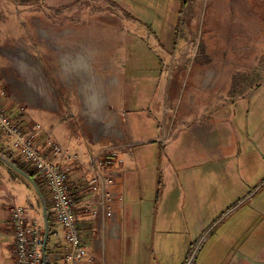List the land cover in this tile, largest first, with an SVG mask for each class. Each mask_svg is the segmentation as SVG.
I'll use <instances>...</instances> for the list:
<instances>
[{
    "label": "crops",
    "instance_id": "obj_1",
    "mask_svg": "<svg viewBox=\"0 0 264 264\" xmlns=\"http://www.w3.org/2000/svg\"><path fill=\"white\" fill-rule=\"evenodd\" d=\"M80 9L64 14L80 20L86 12ZM225 11L221 8L217 12L222 17ZM104 20L109 22L92 25L83 19L80 23L67 24L61 30L43 28L38 40L45 47L44 54L34 41L33 50L30 46L28 53L23 52V59L19 61L18 58L19 71L9 59L0 61V76L2 69H7L28 83V89L33 86L37 90V96L32 98L45 107L31 103L24 94L23 111L7 98L1 99V103L9 105L10 112L16 117L19 114L23 124H42L37 142L44 149H47L48 134L67 149L80 148L81 152H76L84 161L91 159L103 146L129 144L118 150V159L112 167L116 171V180L108 189L116 191L118 197L111 219L105 208L94 214L98 205L94 203L95 192L89 183L92 172L75 161H68L71 167L69 183L77 199L78 226L87 244L88 257L93 256L103 264H264V196L256 197L258 192L253 185L234 201L223 202V193L233 186L225 185L224 188L223 180L232 174L233 160L241 155L240 136L235 129L232 134L228 130L235 114L230 117L224 114V108L229 107L228 99L239 66L228 78L222 65L217 64L206 67L201 63L191 72L182 69L183 78L189 73V89L170 87L166 95L160 94L166 96L167 104L157 105L155 112L162 113L166 122L157 118L158 131L161 132L157 138L169 137L178 123L186 126L187 144L196 150L193 153L197 166L183 180L179 178L174 182L179 186L176 188L178 194L174 192L172 195L171 189L161 195L157 192L154 175L150 177L148 170L140 171L138 166L150 158V152L136 150L142 139L135 137L131 127L120 74L112 70L117 61L102 56L94 45H111L113 41L116 20L113 16ZM237 21L233 19L231 23ZM261 22L255 20L247 27L255 31ZM79 33L86 40H81ZM249 41L255 49V36ZM182 54L184 59L187 50L184 49ZM246 59L237 56L236 64ZM252 60L251 65H255L260 59ZM218 93L221 94L216 98ZM170 103L173 106H168ZM220 104L223 106L216 108ZM27 107L39 108L59 117L43 124L26 112ZM91 124L100 131L98 140L92 143L87 132V125ZM0 154L13 163L20 161L30 166L2 142L1 132ZM14 206L28 207L29 214L38 217L46 240L45 264H67L64 229L50 212L49 193L46 191L41 196L26 177L2 159L0 264H14L13 230L8 224ZM151 213L155 214L152 219ZM209 232L214 233L213 245L203 259L201 256L192 263L188 258L194 237L198 241L202 234ZM85 264L91 263L86 260Z\"/></svg>",
    "mask_w": 264,
    "mask_h": 264
},
{
    "label": "rangeland",
    "instance_id": "obj_2",
    "mask_svg": "<svg viewBox=\"0 0 264 264\" xmlns=\"http://www.w3.org/2000/svg\"><path fill=\"white\" fill-rule=\"evenodd\" d=\"M79 7L86 10L80 20L64 14L78 12ZM221 8L226 10L222 17L217 12ZM112 16L116 29L112 32L111 45H94L102 56L117 61L112 70L120 74L131 127L135 137L142 139L136 150L150 152V158L138 166L140 171L148 170L150 177L154 175L157 192L162 195L173 189L172 195L178 194L176 188L179 186L174 182L196 170L193 153L196 150L187 144V127L178 123L169 137L157 138L161 135L157 118L166 121L155 109L159 104H167L166 96L160 94L166 95L170 87L189 89V73L183 78L182 69L191 72L202 63L206 67L222 65L226 77L239 66L228 99L230 109L225 107L224 114L229 117L235 114L230 120L233 128L228 130L232 134L235 129L240 136L241 155L233 160L232 174L223 180L224 188L233 185L223 193V202L234 201L253 185L258 192L256 197L263 198L264 0H0V61L9 59L17 67V60L1 56L2 45L30 48L36 41L44 54L45 47L38 40L42 36L40 29L61 30L83 19L92 25H101L109 22L105 18ZM232 18L238 21L231 23ZM258 19L262 24L255 31L247 27ZM253 36L257 42L255 49L249 41ZM184 49L187 54L183 59ZM237 56L247 59L240 60L237 65ZM257 58L260 59L257 64L251 65V60ZM26 112L43 124L59 117L39 108L27 107ZM69 149L73 153L81 152L78 147ZM154 215L151 213L150 219ZM201 238L196 241L194 237L192 241L188 258L192 263L201 256L204 258L213 245L214 233L202 234Z\"/></svg>",
    "mask_w": 264,
    "mask_h": 264
},
{
    "label": "built area",
    "instance_id": "obj_3",
    "mask_svg": "<svg viewBox=\"0 0 264 264\" xmlns=\"http://www.w3.org/2000/svg\"><path fill=\"white\" fill-rule=\"evenodd\" d=\"M2 46V55H8L13 59L15 58L8 53V48H22L19 45L18 47ZM16 71H19L18 67H16ZM25 90H28V87L21 78L13 76L7 69H2L0 76L2 142L30 164L49 193L50 212L64 229L66 263L85 264L87 260L91 264H103L96 261L93 256L88 257L87 244L78 226L77 203L69 183L71 167L68 161H75L92 172L89 183L95 192L94 203L98 205L94 214L97 215L100 209L105 208L109 211L111 219L115 214V199L118 197L116 191L108 189V186L114 184L116 180V171L112 167L118 159V150L127 148L129 144L103 146L91 159L84 161L78 153H73L65 148L48 134L47 149H44L37 142L42 124L38 122L29 125L23 124L18 117L10 112L9 105L1 103V99L7 98L11 104L18 107L19 111H23L24 103L21 96ZM87 132L89 142L98 140L100 131L95 125H87ZM77 135L78 133H75V136ZM8 224L13 230V263L45 264L46 240L38 217L30 215L28 207L14 206Z\"/></svg>",
    "mask_w": 264,
    "mask_h": 264
},
{
    "label": "bare ground",
    "instance_id": "obj_4",
    "mask_svg": "<svg viewBox=\"0 0 264 264\" xmlns=\"http://www.w3.org/2000/svg\"><path fill=\"white\" fill-rule=\"evenodd\" d=\"M25 49V50H24ZM24 51H26L27 53H28V51H27V49L26 48H17V49H15V48H8V53L9 54H11L12 55V57H14L15 59H17V60H19V61H21L22 59H23V52ZM14 55H16V56H14ZM31 56V55H30ZM19 58V59H18ZM25 85L28 87V83H25ZM30 85V84H29ZM37 94V90H35L34 89V87L32 86V88H29L28 90H25L24 91V97L26 98V99H30V101H31V103H34V104H41V106H43V104L42 103H36L35 101H34V99L32 98V96H37L36 95ZM22 98H23V95L21 96ZM53 102V101H52ZM43 107H45V106H43ZM46 108H48V107H46Z\"/></svg>",
    "mask_w": 264,
    "mask_h": 264
},
{
    "label": "trees",
    "instance_id": "obj_5",
    "mask_svg": "<svg viewBox=\"0 0 264 264\" xmlns=\"http://www.w3.org/2000/svg\"><path fill=\"white\" fill-rule=\"evenodd\" d=\"M14 163L24 172L29 174L37 183V185L40 187L42 194L44 195L46 193V189L44 185L41 183L40 179L37 177V172L32 169L30 166H28L25 163H22L20 161H14ZM75 201L77 202V199L75 198Z\"/></svg>",
    "mask_w": 264,
    "mask_h": 264
},
{
    "label": "water",
    "instance_id": "obj_6",
    "mask_svg": "<svg viewBox=\"0 0 264 264\" xmlns=\"http://www.w3.org/2000/svg\"><path fill=\"white\" fill-rule=\"evenodd\" d=\"M0 159H2L3 161H5L10 167L14 168L16 171H18L24 177H26L34 185V187L37 189V191L39 192V194L42 196V192H41L40 187L37 185L36 181L29 174H27L26 172L22 171L15 163H13L12 161H10L8 158H6L5 156H3L2 154H0Z\"/></svg>",
    "mask_w": 264,
    "mask_h": 264
}]
</instances>
